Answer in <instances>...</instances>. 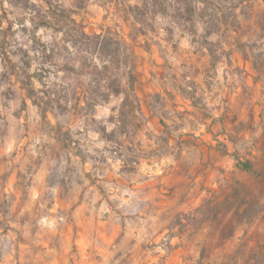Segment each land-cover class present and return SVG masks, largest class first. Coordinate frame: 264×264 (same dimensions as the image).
<instances>
[{
	"label": "clouds",
	"instance_id": "1",
	"mask_svg": "<svg viewBox=\"0 0 264 264\" xmlns=\"http://www.w3.org/2000/svg\"><path fill=\"white\" fill-rule=\"evenodd\" d=\"M189 2L0 0V264H264V0Z\"/></svg>",
	"mask_w": 264,
	"mask_h": 264
},
{
	"label": "rangeland",
	"instance_id": "2",
	"mask_svg": "<svg viewBox=\"0 0 264 264\" xmlns=\"http://www.w3.org/2000/svg\"><path fill=\"white\" fill-rule=\"evenodd\" d=\"M11 2L17 8L27 9V7H28L27 0H11ZM5 18H6V16L0 17V19H5ZM10 30H11V25H9L8 31H10Z\"/></svg>",
	"mask_w": 264,
	"mask_h": 264
},
{
	"label": "trees",
	"instance_id": "3",
	"mask_svg": "<svg viewBox=\"0 0 264 264\" xmlns=\"http://www.w3.org/2000/svg\"><path fill=\"white\" fill-rule=\"evenodd\" d=\"M186 3L188 4V6H187V13H188V16L190 17L191 16V13H192V8L190 7L189 0H186Z\"/></svg>",
	"mask_w": 264,
	"mask_h": 264
}]
</instances>
